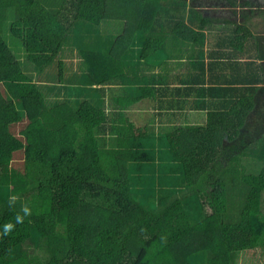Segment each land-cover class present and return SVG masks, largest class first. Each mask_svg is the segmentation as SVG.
Here are the masks:
<instances>
[{"label": "trees", "instance_id": "obj_1", "mask_svg": "<svg viewBox=\"0 0 264 264\" xmlns=\"http://www.w3.org/2000/svg\"><path fill=\"white\" fill-rule=\"evenodd\" d=\"M7 9L37 77L57 70L32 79L0 32V264H238L264 251V135L250 140L248 126L264 101V37L237 19L251 15L218 22L177 0H0ZM221 27L212 63L197 62L189 82L207 121L167 131L180 171L146 183L137 162L103 150L107 92L157 79L145 64L172 59L178 42L197 49ZM66 49L89 67L76 73V99L62 98ZM18 153L11 195L2 180ZM20 198L31 215L16 223Z\"/></svg>", "mask_w": 264, "mask_h": 264}, {"label": "rangeland", "instance_id": "obj_2", "mask_svg": "<svg viewBox=\"0 0 264 264\" xmlns=\"http://www.w3.org/2000/svg\"><path fill=\"white\" fill-rule=\"evenodd\" d=\"M184 5L187 11L195 10L203 12L208 16L215 17L220 21H231L235 12L244 11L251 15L249 20H245L241 15H237V19L242 22L250 24L252 29L257 35L264 37V0H236L238 5L234 6L231 4L234 0H177ZM251 2V5L243 9L245 3ZM262 5V6H261ZM19 18L16 10L7 9L0 10V32L4 37L6 43L14 51L16 57L21 63L24 72L32 79H40L41 82H47L49 73H55L57 68L53 66L48 72L40 77H37V71L35 66L27 61V56L24 48L17 39L11 34L12 24ZM221 27L217 30L208 31L206 33L205 50L210 51L214 48V44L222 36ZM168 45V44H167ZM165 45L164 48L168 46ZM196 46H186L180 42L178 45L172 46L170 51L172 59L159 63V65L153 66L154 71L157 74L164 73L173 76L171 80L180 79L178 73L183 76L190 74L192 71L187 69L186 62H190L189 59H193L196 52ZM65 62V85H70L67 95H63L62 98L76 99L79 95V88L76 87L75 82L76 73L81 76L89 71V67L85 60L81 58L77 50L72 51L66 49L62 54ZM168 63V64H167ZM152 68V69H153ZM186 69V70H185ZM148 73L152 74L151 71ZM74 81V82H73ZM190 84V83H189ZM192 85V83L190 84ZM189 85V88H190ZM185 84H174L165 89L159 90L160 88L148 89L151 93L144 98L138 99L137 95L141 86L137 85H125L120 82H115L107 92V110L110 117L108 127L104 132L97 131L101 141L104 144L103 150L107 153L123 156L130 161L133 160L138 163L139 172L143 173L146 178L144 181L150 183L155 181V173L158 178L164 177L165 180L167 175L161 174V171H171V173H179L180 169L177 165V161L174 159L168 145L163 140V137L170 129H173L179 125L194 126L198 123H202V115H190L187 117L179 118L177 109L168 107V101L172 99L176 102L174 95H181L186 93L185 91H177L179 88L184 89ZM178 92V93H177ZM157 93V95L155 94ZM181 93V94H179ZM193 96V95H192ZM162 97H168L163 100ZM195 98V96H193ZM51 101L56 100L54 97L49 98ZM171 99V100H170ZM181 102L186 103L188 109L192 104L191 101L182 97ZM166 108L164 110L163 108ZM184 112H182L183 114ZM206 115V113H205ZM248 126L250 127L253 135L250 140L258 139L264 135V101L261 105L257 106L254 116L249 121ZM22 154H16L9 168L4 172L3 182L4 184H10L11 195H16L18 191L19 177L15 171V168L23 164ZM225 161L224 163H226ZM169 165V166H168ZM157 171V172H156ZM20 181V180H19ZM175 195H179L175 194ZM18 199L17 206L22 209L27 204ZM6 206V202L0 200V210H3ZM28 207V206H27ZM238 264H264V251L261 249L250 250L244 252L240 258Z\"/></svg>", "mask_w": 264, "mask_h": 264}, {"label": "crops", "instance_id": "obj_3", "mask_svg": "<svg viewBox=\"0 0 264 264\" xmlns=\"http://www.w3.org/2000/svg\"><path fill=\"white\" fill-rule=\"evenodd\" d=\"M214 20H217L218 22H223V21H220V20L216 19L215 17H214ZM208 31H210V30H208ZM204 45H205V43L204 44H201L199 47L197 46V49L195 48L196 49V52H195V56L193 57V59H189L190 62H186L187 63L186 64L187 69L188 70H191V71L193 70L190 74L187 75V77L186 76H183L181 73H178V77H180V79L171 80V78L173 76H170L169 74H167L170 77L165 80L166 82H161V80H159V76L160 75H164V73L157 74L154 71L155 68H153V66L159 65V64H153L151 66L145 64L146 67L143 68V72L148 73V71H151V73H152L151 76H156L157 79H155L153 77H150V78L141 79V81H138L140 84H136V85L137 86L139 85L142 88L138 92V94H140V95H137L138 99H141V98H144L147 95H150L151 93H149L147 91L148 89H151V91H152L153 88L159 87L160 88L159 90L161 91L162 89H165V87H170L171 85H174L176 83L177 84H180V85H181V83L182 84H185L184 89L179 88L177 91H179V92L180 91H185L186 93H182V94L179 93L181 95H174V96H172L173 98H176L177 97L176 98L177 100H176V102L174 101L175 99L174 100L172 99V101H168V103H167L168 105L167 106L168 107L170 106L172 108H174V106H176L175 108L178 110L177 113L178 112H181V113H178L179 118L180 117L183 118V117H187L188 116V119H189L190 115H193L195 117H196V115H202L203 118H204L203 121H202V123H198V124H196L194 126H198V125L205 124L206 121H207V115H208V113L204 109L203 110H200V109H196L195 108V106H194L195 105V102L194 101L196 99V94H195L194 91H191L190 88H189V85L191 84V83L189 84V82L193 78V75L196 74V72H197L196 71L197 70V68H196L197 62H203L204 64L206 63V65H208V66H209V64L212 63L213 50L217 46H216V44H214V48H211L212 50L206 51ZM198 51H200V52H198ZM164 61H167V60H163L161 62H164ZM262 63H263V66H264V62H262ZM145 73H143V74H145ZM148 74H150V73H148ZM120 84H122V83H120ZM155 94L157 95V93H155ZM192 95L195 96V98H193ZM182 97L185 98V99H187V100H189V101H191V104L192 105L188 109L186 108V103L181 102ZM167 98L168 97H162L163 100H166ZM262 99H264V96L262 97ZM162 108H163V106H162ZM163 109L166 110V108H163ZM182 112H184V113L182 114ZM205 113H206V115H205ZM179 126H185V125H179Z\"/></svg>", "mask_w": 264, "mask_h": 264}, {"label": "clouds", "instance_id": "obj_4", "mask_svg": "<svg viewBox=\"0 0 264 264\" xmlns=\"http://www.w3.org/2000/svg\"><path fill=\"white\" fill-rule=\"evenodd\" d=\"M16 199L15 196H13L10 200V203L11 201H14ZM21 211L23 212V215H20V214H17L16 217H15V221L16 223H23L24 222V216H29L31 215V212H30V209L25 205L22 207ZM14 228V225L12 223H6L3 225V235H8Z\"/></svg>", "mask_w": 264, "mask_h": 264}]
</instances>
